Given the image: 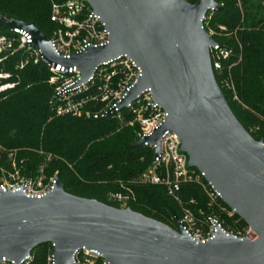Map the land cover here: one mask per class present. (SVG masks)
<instances>
[{
	"label": "water",
	"instance_id": "water-1",
	"mask_svg": "<svg viewBox=\"0 0 264 264\" xmlns=\"http://www.w3.org/2000/svg\"><path fill=\"white\" fill-rule=\"evenodd\" d=\"M109 32L108 42L69 58L58 56L32 23L0 16V29L29 31L44 63L75 65L85 81L94 67L128 54L141 76L126 106L145 88L167 113L154 133L133 143L156 144L170 130L181 141L188 166L205 173L221 199L255 233L236 237L222 230L196 241L183 229L132 210L54 188L40 198L21 190L0 192V259L20 261L52 244L54 264H74L81 246L99 250L110 264H264V142L255 139L229 106L212 67L215 41L203 18L221 6L215 0H86ZM110 112H108V115Z\"/></svg>",
	"mask_w": 264,
	"mask_h": 264
},
{
	"label": "trees",
	"instance_id": "trees-1",
	"mask_svg": "<svg viewBox=\"0 0 264 264\" xmlns=\"http://www.w3.org/2000/svg\"><path fill=\"white\" fill-rule=\"evenodd\" d=\"M215 1L221 7L211 12L210 26L224 25L226 32L243 27L236 35H212L216 42L232 50L224 62L221 77L230 74L239 100L232 98V90L222 87L221 90L240 123L255 139H263L264 0H239L240 6L238 0ZM50 6L51 0H0V16L32 22L44 35L50 36L53 29ZM20 58L18 51L0 60V72L9 73L0 83H14L13 87L0 91V146L15 149L20 173L31 174L49 155L47 172L59 178L66 192L116 207L120 205L108 200L107 195L131 192L133 197L125 207L176 228L174 215L180 216V206L165 187L138 181L153 160L150 147L133 146L138 125L120 123L115 115L99 118L54 115L49 106L52 86L47 82L46 65L30 61L16 68ZM215 77L219 83L220 76L215 74ZM251 127L257 130L250 131ZM6 168L5 161L0 160V173L7 174ZM180 195L184 201L194 198L193 209L209 211L206 196L198 185H182ZM221 220L224 224L233 222L224 213ZM238 224L246 225L243 220ZM49 246L44 244L33 249L34 257L29 264H45Z\"/></svg>",
	"mask_w": 264,
	"mask_h": 264
},
{
	"label": "built area",
	"instance_id": "built-area-1",
	"mask_svg": "<svg viewBox=\"0 0 264 264\" xmlns=\"http://www.w3.org/2000/svg\"><path fill=\"white\" fill-rule=\"evenodd\" d=\"M209 12L212 11L205 14L203 25L212 37L214 31L208 28ZM49 19L53 23V29L50 36H45L58 56L69 58L71 54L86 47L102 46L108 42L109 32L105 23L99 14L93 12L86 0H51ZM220 28L225 27L220 26ZM18 51L21 53V58L16 68H21L30 61L43 62L41 51L32 45V35L29 31L19 27L0 31V60ZM231 54L230 48L216 41L214 46L210 47L214 73L220 76L218 83L220 88L232 90V98L239 100L234 92L230 74L221 77L224 62ZM44 64L49 71L47 82L52 86L49 106L56 116L99 118L107 116L110 112L109 115H115L120 123L138 125L137 140L151 136L167 116L163 108L153 103L150 88H145L126 106H119L141 76L140 67L126 53L119 54L94 67L85 81L81 80V72L75 65L60 62ZM8 77L9 73L0 72V79ZM13 85L11 81L1 82L0 91L11 88ZM126 114L130 117L127 118ZM256 130L257 127L250 128V131ZM262 140L264 142V138ZM180 145L179 137L170 130L163 131L156 144L145 141L143 146L153 150V160L150 166L140 174L138 181L165 187L167 194L180 206L179 219L184 231L196 241L212 238L221 230L239 238L254 239L256 235L249 226L229 229L224 224L221 213L232 218L234 225L241 219L233 209L225 205L221 199V193L206 180L205 173L188 166L187 155L181 151ZM55 176L46 178L40 174L34 179L22 177L11 182L3 180L0 181V192L21 190L26 196L40 198L54 188ZM184 184H196L202 189L206 196L208 212L201 208L193 209L192 205L196 204L194 198L188 201L183 200L180 191ZM132 197L131 192H115L107 195L108 200L118 203L120 207H125ZM51 248L52 244L49 246L46 264H54ZM32 251L18 262L1 258L0 264H29L34 257ZM72 260L74 264H110L99 250L86 246L75 249Z\"/></svg>",
	"mask_w": 264,
	"mask_h": 264
},
{
	"label": "rangeland",
	"instance_id": "rangeland-1",
	"mask_svg": "<svg viewBox=\"0 0 264 264\" xmlns=\"http://www.w3.org/2000/svg\"><path fill=\"white\" fill-rule=\"evenodd\" d=\"M240 5H241V2L238 0V6H240ZM208 14H209V18H208V22H209L212 14H211V12H209ZM208 26H209L208 28L210 30L214 31V36L223 34V35H227V37H228L229 34L235 33V35H236L237 31H240V32L243 31V27L236 28L232 32H226L227 31L226 28H224V29L220 28V26H224V25H217L216 27H212L208 24ZM236 41L238 42L237 38H236ZM238 59H240V56H238ZM16 158H17V153H16L15 149L7 150V149H4L0 146V160L5 161L6 166H7L6 169L8 171V174L0 173V181L4 180L5 182H11V181L19 180L22 177H29V178L34 179L37 177V175H40V174H42L46 178L52 176V174H48V172H47L49 155L47 157L43 158L41 165L37 168V170H34L31 174H28V175L20 173V171L18 170L19 167L17 166ZM172 225H174V224L172 223ZM225 225L229 229H235L237 227L239 229L242 228V226H240V224L237 223L236 225H234L233 222H232V224H225ZM46 262H47V260H46Z\"/></svg>",
	"mask_w": 264,
	"mask_h": 264
}]
</instances>
